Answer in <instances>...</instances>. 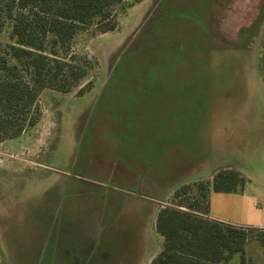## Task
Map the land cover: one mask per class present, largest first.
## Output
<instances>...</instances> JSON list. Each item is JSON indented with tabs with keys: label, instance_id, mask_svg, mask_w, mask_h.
I'll return each instance as SVG.
<instances>
[{
	"label": "rangeland",
	"instance_id": "1",
	"mask_svg": "<svg viewBox=\"0 0 264 264\" xmlns=\"http://www.w3.org/2000/svg\"><path fill=\"white\" fill-rule=\"evenodd\" d=\"M263 41L264 0H142L115 30L78 32L67 57L86 76L69 93L44 89L36 126L0 144V264L42 260L48 214L101 215L102 264H150L161 203L185 184L192 201L226 168L242 191L213 192V205L237 201L243 227L264 225ZM262 250L251 239L246 264H263Z\"/></svg>",
	"mask_w": 264,
	"mask_h": 264
},
{
	"label": "trees",
	"instance_id": "2",
	"mask_svg": "<svg viewBox=\"0 0 264 264\" xmlns=\"http://www.w3.org/2000/svg\"><path fill=\"white\" fill-rule=\"evenodd\" d=\"M141 1L0 0V35L8 38L0 41V144L36 126L44 89L69 93L86 76V65L67 57L76 34L115 30L120 13ZM200 185L192 201L184 198L192 190L185 184L160 207L156 230L164 238L163 249L150 264H231L236 254L239 264H246L251 239L262 247L264 264V229L208 216L213 192L242 191L240 172L222 169Z\"/></svg>",
	"mask_w": 264,
	"mask_h": 264
},
{
	"label": "crops",
	"instance_id": "3",
	"mask_svg": "<svg viewBox=\"0 0 264 264\" xmlns=\"http://www.w3.org/2000/svg\"><path fill=\"white\" fill-rule=\"evenodd\" d=\"M240 193L226 194L239 195ZM169 200L163 201L160 207L168 204ZM224 201L225 206L218 208L209 200V217L226 223L248 226L243 225L240 219L234 215L237 211H242V206L237 201L231 202L229 199H225ZM48 215H50L48 223L51 225L49 241L51 243L55 241V246L51 248L47 247L42 260L38 264H102V262H106L105 259L111 256L107 251H98L95 247L98 237L95 238L94 232L100 229L101 215L98 217L99 219L96 217H84V220L73 215H68L67 217L64 215L61 218H57L55 223L52 222L51 214ZM95 219H97L96 222ZM81 220H83L82 223H79ZM74 223L77 225L75 226ZM74 227L78 230L75 237L72 235ZM256 227H264V225ZM54 228L56 231H53ZM80 229L86 231V233L82 235Z\"/></svg>",
	"mask_w": 264,
	"mask_h": 264
}]
</instances>
